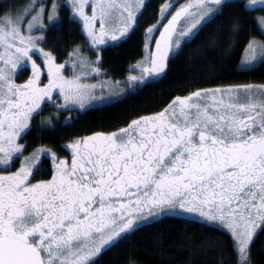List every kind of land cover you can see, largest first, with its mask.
I'll return each instance as SVG.
<instances>
[{"label": "snow or ice", "instance_id": "6c2138e0", "mask_svg": "<svg viewBox=\"0 0 264 264\" xmlns=\"http://www.w3.org/2000/svg\"><path fill=\"white\" fill-rule=\"evenodd\" d=\"M146 7L12 0L0 8V264H97L133 233L171 218L208 230L200 240L182 233L186 264L197 256L264 264L253 248L264 235V83L190 87L214 79L219 58L237 48V71L264 67V0H164L144 29V57L130 65L139 74L114 80L99 67L101 49L130 38ZM65 24H79L85 41L58 62L55 43L46 45ZM198 38L186 94L114 130L69 136L60 144L67 155L47 144L27 151L37 126L38 136L74 126L94 107L135 95ZM45 107L54 111L41 116ZM62 112L76 116L60 120Z\"/></svg>", "mask_w": 264, "mask_h": 264}, {"label": "trees", "instance_id": "16d2710c", "mask_svg": "<svg viewBox=\"0 0 264 264\" xmlns=\"http://www.w3.org/2000/svg\"><path fill=\"white\" fill-rule=\"evenodd\" d=\"M11 2L12 0H0V8ZM163 2L164 0H147V7L143 10L142 22L130 34V38L119 42L116 46L101 49L102 63L99 67L106 70L109 77L124 78L130 71V65L135 64L144 56V29L148 24L154 22L158 13V6ZM80 27L79 24H65L60 31L52 32L49 35V45L46 47L52 46L53 42L55 43L53 50L59 58L58 61H63L67 57V53L71 51L73 45L84 44L85 37L80 31ZM202 43V38L193 40L179 56L170 59L166 75L158 82L144 86L135 95H129L119 103L94 107L80 116L74 126L44 130L39 136L37 135L39 130L37 126L25 138L29 145L27 151L32 150L37 145L47 144L58 153L67 155L60 144L71 135L89 131H111L137 115L159 111L174 96L186 94L188 89L183 87L189 80L186 62L189 54ZM82 50L95 56V52L87 47H83ZM240 55L241 50L237 48L230 56L219 58L222 59V63L215 65V71L218 75L210 81L201 80L191 84L190 87L203 88L220 83H264V67H257L253 71L245 72L236 70ZM26 75L27 73L22 74L20 79L26 78ZM67 113L69 112H62L60 120L67 117L69 115ZM49 114H51L49 107H45L41 116H48ZM71 114L73 117L76 116L74 112ZM39 119L40 117L36 118L37 124ZM48 164L49 161L45 160L43 167L47 168ZM46 175L45 172L44 176ZM186 230L192 232L196 240L205 237L208 231L199 225L186 224L177 218L166 219L162 223L133 233L128 239L105 251L98 258L97 264H186L190 250L179 246L181 235ZM253 248L257 260L264 261V235L257 238ZM195 259L198 264H203V261L209 258L197 256Z\"/></svg>", "mask_w": 264, "mask_h": 264}, {"label": "rangeland", "instance_id": "374dc122", "mask_svg": "<svg viewBox=\"0 0 264 264\" xmlns=\"http://www.w3.org/2000/svg\"><path fill=\"white\" fill-rule=\"evenodd\" d=\"M180 2H183V1H180ZM156 35L158 36V32L156 33ZM89 56H92V55H90V54H88ZM144 55H145V53H144ZM92 57H94V56H92ZM144 57V56H143ZM58 62H63V61H58ZM129 73H131V74H133V75H138L139 74V70L137 69V68H131L130 67V71H128V73H127V75L124 77V78H120L119 80H123V79H125L128 75H129ZM112 78V77H111ZM95 79L96 80H101V79H105V77H95ZM112 79H114V80H116L115 78H112ZM125 88H128V85H123ZM49 110H50V113H52L53 111H54V109L53 108H51V107H49ZM67 114H71V113H67ZM74 114H76L75 112H74ZM60 115H61V113H60ZM68 115V116H69ZM72 115V114H71ZM23 142V141H22ZM31 151V150H30ZM29 151V152H30ZM56 151V150H55ZM25 154H27V152L25 153ZM17 167L19 166V164L17 163V165H16Z\"/></svg>", "mask_w": 264, "mask_h": 264}, {"label": "bare ground", "instance_id": "6f19581e", "mask_svg": "<svg viewBox=\"0 0 264 264\" xmlns=\"http://www.w3.org/2000/svg\"><path fill=\"white\" fill-rule=\"evenodd\" d=\"M68 52V51H67Z\"/></svg>", "mask_w": 264, "mask_h": 264}]
</instances>
